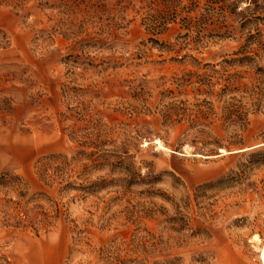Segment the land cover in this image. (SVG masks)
Instances as JSON below:
<instances>
[{
	"label": "rangeland",
	"instance_id": "rangeland-1",
	"mask_svg": "<svg viewBox=\"0 0 264 264\" xmlns=\"http://www.w3.org/2000/svg\"><path fill=\"white\" fill-rule=\"evenodd\" d=\"M189 1L0 0V264H264V0Z\"/></svg>",
	"mask_w": 264,
	"mask_h": 264
},
{
	"label": "trees",
	"instance_id": "trees-1",
	"mask_svg": "<svg viewBox=\"0 0 264 264\" xmlns=\"http://www.w3.org/2000/svg\"><path fill=\"white\" fill-rule=\"evenodd\" d=\"M181 0H159L157 3L158 5L163 7V10L160 12L157 9L151 8V12L154 15H150L149 18L146 19V25L149 28L151 32H154L156 30V24H159L158 26H166L168 23L173 22L175 19L178 18V16H182L181 21L183 22V26L188 30L191 31L193 29H200L199 32L203 31V27L199 26L200 23L196 21L195 17H192L190 14L194 12V10L197 8L196 2L189 1L186 5L180 6ZM156 4V5H157ZM152 5H154L152 3ZM207 9L213 11L214 7H208ZM155 14H158L159 16H156ZM158 17V18H157ZM157 19H159L157 21ZM197 23V24H196ZM216 36H222V35H216Z\"/></svg>",
	"mask_w": 264,
	"mask_h": 264
},
{
	"label": "bare ground",
	"instance_id": "bare-ground-1",
	"mask_svg": "<svg viewBox=\"0 0 264 264\" xmlns=\"http://www.w3.org/2000/svg\"><path fill=\"white\" fill-rule=\"evenodd\" d=\"M221 152H222L223 154L226 153L224 150H221ZM261 259H262V262L264 263V250H263L262 253H261Z\"/></svg>",
	"mask_w": 264,
	"mask_h": 264
}]
</instances>
